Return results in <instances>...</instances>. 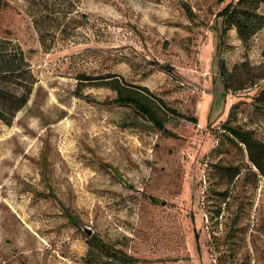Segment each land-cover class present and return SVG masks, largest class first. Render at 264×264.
Here are the masks:
<instances>
[{"label":"rangeland","instance_id":"rangeland-1","mask_svg":"<svg viewBox=\"0 0 264 264\" xmlns=\"http://www.w3.org/2000/svg\"><path fill=\"white\" fill-rule=\"evenodd\" d=\"M237 1L0 0L36 78L0 122V264L113 259L96 242L129 264H264V35L221 40ZM115 81L175 111L156 108L164 131Z\"/></svg>","mask_w":264,"mask_h":264},{"label":"trees","instance_id":"trees-1","mask_svg":"<svg viewBox=\"0 0 264 264\" xmlns=\"http://www.w3.org/2000/svg\"><path fill=\"white\" fill-rule=\"evenodd\" d=\"M261 5H264V0H238L236 3L226 4L216 14V18L221 20V40L226 36L228 30L234 28L238 39L243 44H247L264 28V16L259 13ZM160 68L167 73H171L173 70L169 66H160ZM218 70L224 87L228 88V71L223 61L219 62ZM35 83L36 78L22 49L9 41L0 40V122L7 125L12 123L16 114L26 106ZM114 84V90L117 93L114 100L116 104L132 106L154 128L164 131L163 122L158 116L156 108H166L172 114H175L174 110L165 107L166 105L162 100L156 104V101H148L146 97L140 94L124 91L118 81H115ZM143 91L150 94L146 88H143ZM190 121L195 122V119L190 118ZM233 133L239 136V133L234 130ZM195 242L199 253L197 235H195ZM96 245L113 258L102 261L100 264H118L114 259H118L122 264H129L133 261L126 256L116 258L105 244L96 242Z\"/></svg>","mask_w":264,"mask_h":264},{"label":"crops","instance_id":"crops-1","mask_svg":"<svg viewBox=\"0 0 264 264\" xmlns=\"http://www.w3.org/2000/svg\"><path fill=\"white\" fill-rule=\"evenodd\" d=\"M259 13L264 16V5L260 6ZM261 34L264 35V28L261 31H259L256 35L259 36V38H261V36H262Z\"/></svg>","mask_w":264,"mask_h":264},{"label":"bare ground","instance_id":"bare-ground-1","mask_svg":"<svg viewBox=\"0 0 264 264\" xmlns=\"http://www.w3.org/2000/svg\"><path fill=\"white\" fill-rule=\"evenodd\" d=\"M12 230H13V228L12 229L11 228L8 229V231H10V232H12ZM26 236H28V235L26 234ZM1 254H2V248L0 246V256H1Z\"/></svg>","mask_w":264,"mask_h":264},{"label":"water","instance_id":"water-1","mask_svg":"<svg viewBox=\"0 0 264 264\" xmlns=\"http://www.w3.org/2000/svg\"><path fill=\"white\" fill-rule=\"evenodd\" d=\"M88 233V235H91L92 231L91 230H88L86 231Z\"/></svg>","mask_w":264,"mask_h":264}]
</instances>
